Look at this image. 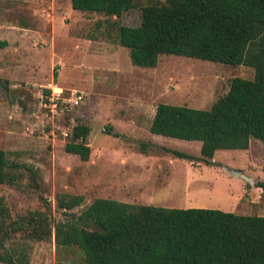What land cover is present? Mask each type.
<instances>
[{
    "label": "rangeland",
    "instance_id": "1",
    "mask_svg": "<svg viewBox=\"0 0 264 264\" xmlns=\"http://www.w3.org/2000/svg\"><path fill=\"white\" fill-rule=\"evenodd\" d=\"M153 1L164 0H134L135 7L117 17L74 10L70 0H0V149L14 178L0 184V199L7 222L38 211L52 231L44 239L29 229L9 234L0 255L13 263L0 264H84L77 247L56 244L54 230L96 198L264 216L257 186L264 181L263 142L252 138L245 150L219 149L206 165L166 150L198 157L200 141L150 131L159 103L210 109L234 78L254 77L247 65L174 54L160 55L156 67L133 65L117 27L139 25L142 7ZM51 84L64 96L84 92V102L46 117L41 93ZM76 123L90 127L87 161L65 150L70 136L63 132ZM73 195L83 202L57 208Z\"/></svg>",
    "mask_w": 264,
    "mask_h": 264
},
{
    "label": "trees",
    "instance_id": "2",
    "mask_svg": "<svg viewBox=\"0 0 264 264\" xmlns=\"http://www.w3.org/2000/svg\"><path fill=\"white\" fill-rule=\"evenodd\" d=\"M81 12L120 17L134 0H70ZM118 42L133 65L156 67L162 54L247 65L254 77H236L210 109L159 103L150 125L154 134L201 141L200 156L176 149L177 158L213 164L219 149H247L250 139L264 143V0H164L142 7L137 26L119 24ZM48 93V90H44ZM88 125L76 123L65 150L90 157ZM142 143V153L147 152ZM0 149V184L12 183ZM257 186L264 192V181ZM82 195L61 198L71 210ZM0 199V248L6 237L29 229L35 239L52 231L43 212L12 220ZM59 246L77 247L84 264H264V216L214 208H175L96 198L79 215L55 225ZM0 260L13 263L10 255Z\"/></svg>",
    "mask_w": 264,
    "mask_h": 264
},
{
    "label": "built area",
    "instance_id": "3",
    "mask_svg": "<svg viewBox=\"0 0 264 264\" xmlns=\"http://www.w3.org/2000/svg\"><path fill=\"white\" fill-rule=\"evenodd\" d=\"M46 89L48 93H41V107L45 111L44 115L50 119L60 115L65 109L77 108L84 102V92L80 90L71 89L70 93L64 96L62 88L56 84H51ZM71 133L67 130L63 132L65 137H71Z\"/></svg>",
    "mask_w": 264,
    "mask_h": 264
},
{
    "label": "water",
    "instance_id": "4",
    "mask_svg": "<svg viewBox=\"0 0 264 264\" xmlns=\"http://www.w3.org/2000/svg\"><path fill=\"white\" fill-rule=\"evenodd\" d=\"M230 172L234 173V174H240L239 172L235 171V170H230ZM244 176V175H242ZM247 178V177H246Z\"/></svg>",
    "mask_w": 264,
    "mask_h": 264
},
{
    "label": "crops",
    "instance_id": "5",
    "mask_svg": "<svg viewBox=\"0 0 264 264\" xmlns=\"http://www.w3.org/2000/svg\"><path fill=\"white\" fill-rule=\"evenodd\" d=\"M70 4H71V2H70ZM201 142V141H200ZM251 142H249V144H250ZM240 150H245V149H240ZM216 152V151H215ZM127 203V202H126ZM147 205V204H146Z\"/></svg>",
    "mask_w": 264,
    "mask_h": 264
}]
</instances>
